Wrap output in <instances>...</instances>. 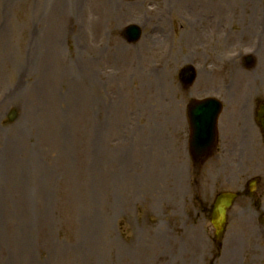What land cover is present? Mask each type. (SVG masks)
I'll return each instance as SVG.
<instances>
[{"label":"rangeland","instance_id":"rangeland-1","mask_svg":"<svg viewBox=\"0 0 264 264\" xmlns=\"http://www.w3.org/2000/svg\"><path fill=\"white\" fill-rule=\"evenodd\" d=\"M173 1L0 0V264H211L216 195L258 175L264 218V161L226 179L216 158L183 166L179 139L167 155V73L227 66L232 51L222 34L229 0ZM167 10L179 22L169 40ZM131 24L143 28L135 45L122 34ZM237 105L229 118L241 117ZM251 203L241 197L229 212V264H246L250 251L264 264Z\"/></svg>","mask_w":264,"mask_h":264},{"label":"flooded vegetation","instance_id":"flooded-vegetation-1","mask_svg":"<svg viewBox=\"0 0 264 264\" xmlns=\"http://www.w3.org/2000/svg\"><path fill=\"white\" fill-rule=\"evenodd\" d=\"M238 22L242 23V30H238L236 33L237 34H234V41L233 43H236V42H244L246 44H250L251 41L250 40H253L255 39V42H257L256 44V54H260L261 55V51L263 49V46H262V40L264 39V33L263 32H257L256 30H253L251 27H252V21H243V20H238ZM255 28H257V22H255V25H254ZM262 82H261V85H260V89H258L257 91H259L260 93H263L264 92V88L262 87ZM259 104H262V103H258V106ZM257 106V107H258ZM257 111H258V108H257ZM257 111L253 113V118L255 120V122L257 123L256 121V115L257 114ZM237 118V117H236ZM255 135H258L262 138H264V133H263V130L258 128L257 131L254 132Z\"/></svg>","mask_w":264,"mask_h":264},{"label":"water","instance_id":"water-1","mask_svg":"<svg viewBox=\"0 0 264 264\" xmlns=\"http://www.w3.org/2000/svg\"><path fill=\"white\" fill-rule=\"evenodd\" d=\"M127 33L130 36L133 37V40L134 41L137 40L139 38V36H140V31L135 26H132V27L128 28L127 29ZM219 111H220V108H219L217 114L219 113ZM197 115H199L200 122L203 121L204 118H209V116H207V114L205 115V112L204 111H202V112L199 111ZM216 117H217V115L211 117V119H210L212 121L210 123V125L213 127L212 128V136H211V139L209 141H207V142H205V140L199 141V143H200L201 146L208 145V147H212L214 145L215 139H216V124H217ZM198 126H199V124H198ZM234 198H235V195H228L226 198H222L221 199V202H220V207L218 208V210L220 212H222L227 207L231 206Z\"/></svg>","mask_w":264,"mask_h":264},{"label":"bare ground","instance_id":"bare-ground-1","mask_svg":"<svg viewBox=\"0 0 264 264\" xmlns=\"http://www.w3.org/2000/svg\"><path fill=\"white\" fill-rule=\"evenodd\" d=\"M197 1H199V0H177L176 2L177 3H179L180 5V8L182 7V8H184L185 6H192V4H188V3H193V4H196L197 3ZM209 1V0H208ZM213 2H216V3H218V2H224V0H212ZM228 1V0H227ZM176 3V4H177ZM186 4V5H185ZM205 7V6H204ZM207 7H211L210 5L209 6H207ZM215 7H217V4H215ZM218 8H220L221 9V7H218ZM219 9V10H220ZM209 21H212V22H214L215 21V19L214 18H209ZM162 23H164L163 21H162ZM196 243H197V241H196Z\"/></svg>","mask_w":264,"mask_h":264}]
</instances>
